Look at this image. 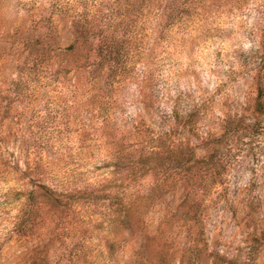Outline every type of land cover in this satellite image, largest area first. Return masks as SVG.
<instances>
[{"label": "rangeland", "instance_id": "rangeland-1", "mask_svg": "<svg viewBox=\"0 0 264 264\" xmlns=\"http://www.w3.org/2000/svg\"><path fill=\"white\" fill-rule=\"evenodd\" d=\"M264 0H0V264H264Z\"/></svg>", "mask_w": 264, "mask_h": 264}, {"label": "trees", "instance_id": "trees-1", "mask_svg": "<svg viewBox=\"0 0 264 264\" xmlns=\"http://www.w3.org/2000/svg\"><path fill=\"white\" fill-rule=\"evenodd\" d=\"M264 94V85L260 86L258 89V96L261 97Z\"/></svg>", "mask_w": 264, "mask_h": 264}]
</instances>
